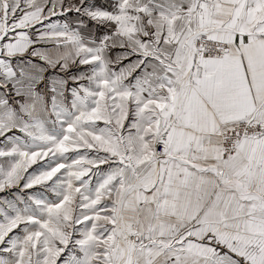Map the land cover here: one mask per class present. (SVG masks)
<instances>
[{"label": "rangeland", "instance_id": "rangeland-1", "mask_svg": "<svg viewBox=\"0 0 264 264\" xmlns=\"http://www.w3.org/2000/svg\"><path fill=\"white\" fill-rule=\"evenodd\" d=\"M173 2L0 0V264L119 263L159 118L123 116L116 74L169 46Z\"/></svg>", "mask_w": 264, "mask_h": 264}, {"label": "crops", "instance_id": "crops-1", "mask_svg": "<svg viewBox=\"0 0 264 264\" xmlns=\"http://www.w3.org/2000/svg\"><path fill=\"white\" fill-rule=\"evenodd\" d=\"M172 6L169 46L145 61L122 57L128 64L116 74L123 116L130 99L137 106L130 118L140 111L159 118L135 131L149 145L143 173L121 203L118 264H264V131L246 135L229 158L221 131L253 116L264 127V0ZM200 33L231 50L198 56ZM163 129L170 141L159 155Z\"/></svg>", "mask_w": 264, "mask_h": 264}, {"label": "built area", "instance_id": "built-area-1", "mask_svg": "<svg viewBox=\"0 0 264 264\" xmlns=\"http://www.w3.org/2000/svg\"><path fill=\"white\" fill-rule=\"evenodd\" d=\"M193 44L195 45L196 53L200 57L226 54L231 50L229 43L221 40L210 38L206 33H200L195 38ZM263 129V128H262ZM261 127L252 117L239 120L229 127L223 128L222 131V146L223 157L229 158L233 155L238 147L239 142L246 136L260 133ZM155 148L156 153L162 155L166 152L167 144L170 141V134L166 129L159 132Z\"/></svg>", "mask_w": 264, "mask_h": 264}]
</instances>
